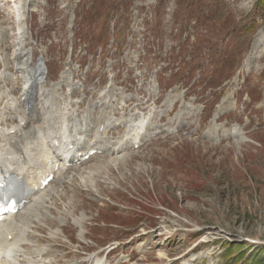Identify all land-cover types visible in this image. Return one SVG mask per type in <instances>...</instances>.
<instances>
[{"label": "rangeland", "instance_id": "rangeland-1", "mask_svg": "<svg viewBox=\"0 0 264 264\" xmlns=\"http://www.w3.org/2000/svg\"><path fill=\"white\" fill-rule=\"evenodd\" d=\"M21 1L26 21L20 20L18 26L15 3L0 0V34L2 27H8L12 35L0 37V49L6 42L14 45L19 27L33 59L50 71L52 63L54 75L74 68L67 55L70 45L85 48L94 68V54L103 57V50L113 45L124 51L117 62L127 68L120 79L128 81L137 59L141 61L144 49L151 48L162 56L173 51L182 64L184 58H192L194 65L202 60L210 64L205 69L211 76L213 103L223 97L234 102L236 93L240 99L233 111L235 123L224 128L229 135H219L223 128L217 126L209 133L217 136L214 139L198 133L169 138L123 160L96 158L71 171L67 177L72 181L59 190L47 218H40V204L33 207L31 230L48 241L51 232L61 229L56 225L60 217L68 236L76 240L77 228L70 222L83 216L87 245L90 237L93 249L110 246V250L120 242L110 264L126 259L127 264H170L196 245L175 264H264V47L249 59L260 34L264 44L261 0ZM126 50L140 54L134 58ZM110 69L107 77L113 75ZM3 70L0 63L1 74ZM188 76L205 81L200 70H190ZM59 98L63 101V90L56 89V106ZM235 125L238 131L232 135ZM115 211L122 217L126 211L148 214L125 231L109 225L115 222ZM48 245L61 251L59 242Z\"/></svg>", "mask_w": 264, "mask_h": 264}, {"label": "bare ground", "instance_id": "bare-ground-1", "mask_svg": "<svg viewBox=\"0 0 264 264\" xmlns=\"http://www.w3.org/2000/svg\"><path fill=\"white\" fill-rule=\"evenodd\" d=\"M12 2H14V14L16 16L19 17V15L22 13L23 9V2L21 0H12ZM17 43V42H16ZM16 43H14L13 47H16ZM259 46L261 48L264 47L263 44V36L262 34L259 35V37L254 41L253 43V48L256 47L254 50H252L249 59H255L256 58V50L259 48ZM17 48V47H16ZM27 59V52L25 51H18V49L14 50L13 55L10 61L11 63V69L13 70V75H15L16 78V82L15 84L17 85L18 88V95H19V99L24 102V105L29 107L30 109H33L31 107V104H34L36 101H39L42 99V93L40 94V85H41V70L38 67H33L32 69L28 70V74L27 77L24 76L21 73H24L26 71H23V66L26 65L23 64V61H26ZM18 75V76H17ZM5 78V77H3ZM8 80V78L4 79L3 81L6 82ZM36 91V93L34 94V92ZM32 113L35 112V109H33V111H30ZM31 119H34V116H31ZM2 130H0V136L2 137V140L4 141L5 139H8V137L5 138V134L1 133ZM1 146H0V163H1V167L2 168H9L11 169L12 173L20 176L25 175L26 176V181L31 184L33 183V181L38 177L40 170H39V166H48V162L47 160L41 161L39 159H37L36 157L33 156V154L29 153L28 150L26 149H22L21 152L23 153V155L25 156V158L28 160V164H31L28 168H22L20 167L16 162H14V156L10 155L8 156L5 152H4V145L3 142L1 141ZM36 145V144H34ZM58 151L57 153L59 154V156H61L60 154L62 153V149H60V147L57 148ZM6 158V159H5ZM5 159L3 162L2 160ZM117 160V159H116ZM94 168V167H93ZM96 170V169H95ZM144 170V169H143ZM92 172V171H90ZM89 173V172H88ZM91 174V173H90ZM88 179V178H87ZM84 180V179H83ZM33 187V186H31ZM94 194V193H92ZM48 197V196H46ZM51 200V199H49ZM52 202V200H51ZM50 202V203H51ZM36 203V202H35ZM47 203L46 204H50ZM39 204V203H38ZM41 205H45V202L43 201ZM49 211V207L46 206V208H44L41 212H40V218L45 219L46 217V213H48ZM37 219V218H36ZM38 225V224H37ZM38 241V239L35 236L30 235L29 240L27 241V243H22V251L20 250L21 248L18 247V243L15 244V250L17 251V255L20 254V252H23V249H26L27 253H30V249L31 247L36 244ZM26 254V253H25ZM41 257H43L41 260V262H43L45 260V258L47 257V254L45 252L42 253V251H40ZM86 263L88 264H98V262L93 263V259H87Z\"/></svg>", "mask_w": 264, "mask_h": 264}, {"label": "trees", "instance_id": "trees-1", "mask_svg": "<svg viewBox=\"0 0 264 264\" xmlns=\"http://www.w3.org/2000/svg\"><path fill=\"white\" fill-rule=\"evenodd\" d=\"M261 3H262V4H264V1H263V0H261ZM229 246L231 247V246H234V245H229Z\"/></svg>", "mask_w": 264, "mask_h": 264}]
</instances>
